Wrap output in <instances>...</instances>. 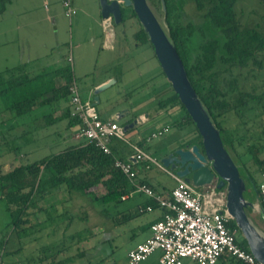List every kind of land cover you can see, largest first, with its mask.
Here are the masks:
<instances>
[{"label": "rangeland", "instance_id": "374dc122", "mask_svg": "<svg viewBox=\"0 0 264 264\" xmlns=\"http://www.w3.org/2000/svg\"><path fill=\"white\" fill-rule=\"evenodd\" d=\"M9 1L0 0V9L5 6L0 12V73L18 68L19 53L24 57V63L30 74H42L41 71L45 68V74L49 75V71L46 70L48 67L58 70L72 68V65L67 62L68 55L72 53L73 68L79 78L80 92L84 98L93 96L95 89L91 92V88L97 83L108 77H111L110 80H115L114 84L98 94L97 108L105 120L113 114L128 111L129 114L119 120L123 128L130 117L135 119L141 113H149L158 101L172 93L171 83L168 81L153 47L146 36L140 32V25L136 18L131 19L132 21L126 25L113 24L115 39L112 41V45L108 44V47L111 48L107 49L101 39L102 17L97 16L96 21L93 17L87 16L84 11L76 8L77 13L70 19L65 14L64 0ZM80 1L84 6L90 5L88 0ZM147 1L167 31L159 1ZM126 9V13L129 14L130 9ZM186 9L188 10L190 7L186 6ZM237 9L242 23H248L249 26L257 25L264 32V20L261 18L262 7L257 0H244L238 4ZM185 18L184 22L187 23L188 16ZM79 20L81 21L79 22ZM18 23L21 26L20 32H18ZM202 39L201 34L196 33L192 39V45L197 46ZM246 83L248 87L258 84L259 91H262L264 89V70L257 72L255 78L247 79ZM18 94L16 91L8 95H0V166L2 172L10 171L19 164H31L46 156L56 154L80 139L65 129V122L41 129L40 126L33 123V118H37L38 113L12 119L11 114L5 112V108L19 99ZM28 94L32 93L29 91L24 93V95ZM253 114L246 112L242 120L234 113H230L225 118L224 127L236 137L244 135L248 128L252 129L251 133L256 132L257 137L264 136L262 134L264 105L255 107ZM255 116L256 118H254ZM175 118L167 116L166 119L172 124L177 121ZM247 121H249V125H245ZM253 121L258 123L260 121L262 125L256 126ZM253 124H255L254 127ZM137 131L138 128L127 130V138L137 143L138 138L135 136ZM147 132V127H142V135ZM10 135L12 137L21 135V137L12 140ZM176 136L178 133L175 129H172L170 133L167 132L162 137L163 139L160 138L162 141L158 150L151 152L160 157L166 152L162 149L168 148ZM251 142L253 141H247V143ZM234 156L236 157V155ZM260 157L263 158L264 154H260ZM234 159L238 166L245 163L247 167H253L252 170L257 168L253 165L250 155ZM152 173L159 178L160 187L170 188L173 186V180L167 173L159 169H153ZM254 178L259 184L261 183V175L254 173ZM246 185V200L252 204L258 202L251 183L246 181ZM100 188L97 187L99 195L103 193ZM143 196L140 194L116 210L105 213L104 207L97 205L93 196L88 199H72L65 191H59L44 199L46 204H55V207L47 208L46 211L33 215L32 221L38 223L20 236L11 232V219L5 202L0 199V256L3 250L1 248L2 240L7 238L5 250L10 253L21 248V253L5 258L4 264H24L20 260L23 259L25 262L29 257L37 259L41 254H44V247L51 248L52 256L58 250L68 249L66 257L69 258L65 260V264H129L127 253L149 235L146 231L138 230L137 226L150 218L151 215L143 213L134 216L133 214L134 218L124 225L115 226L113 221L114 217L120 215L119 212L130 214L131 212L129 213L126 208L132 206L134 209L136 204L144 198ZM64 199L67 200L63 201ZM252 209L250 207L247 212L249 221L264 237V219L258 213L256 215ZM72 215L77 217H74L71 226L66 229L65 226L70 222ZM238 235V238L241 236L242 239H245L241 230ZM92 245L96 247L87 250L85 256L77 257L76 253L79 250H86ZM46 255L49 257V253ZM64 255L65 252L60 256L61 259H64ZM140 264L159 263L156 256H151Z\"/></svg>", "mask_w": 264, "mask_h": 264}, {"label": "trees", "instance_id": "16d2710c", "mask_svg": "<svg viewBox=\"0 0 264 264\" xmlns=\"http://www.w3.org/2000/svg\"><path fill=\"white\" fill-rule=\"evenodd\" d=\"M158 1L161 5V0ZM243 1L165 0L166 12L163 9L162 11L168 25L167 34L178 51L188 79L211 120L220 131L223 144L231 158L235 162L234 158L236 157L242 158L244 155H250L253 165L257 167L252 170L253 167L249 168L245 163L238 166L242 178L245 182L249 181L251 183L255 197L260 202V184L255 180L254 173L261 175L264 172V157H260V154H264V136L257 137L255 135L257 133H251L252 129L248 128L244 135L236 137L224 127L225 118L230 113H234L243 120L246 112L253 114L255 107L264 105V89L259 91L260 86L258 84H252L248 87L246 83L247 79L255 78L257 72L264 70V32L257 25L249 26L248 23H242L237 7ZM257 1L262 7L261 18L264 20V0ZM186 6H189L190 9L187 10ZM2 7L0 12L5 8V6ZM129 9L130 12L127 14V9L122 8V22L120 25H126L133 18H136L140 25V32L143 36H146L151 44L135 11L133 8ZM185 16H188L187 23L184 22L186 20ZM196 33L201 34L203 39L197 46H193L192 39ZM70 56L72 59L69 61ZM67 62L72 65V68L60 69L58 74L61 76L62 85L60 86L56 85L58 69L55 70L54 75L49 73L47 78L44 77L46 74L33 78L27 74L21 76L18 74V68L0 73V95L4 96L16 91L19 93V99L8 108H5V112L11 114L12 119L28 117L32 112H36L38 117L33 118V123L40 126L41 129L65 122L67 131L69 130L72 133L76 131L80 120L72 116L74 111L71 103L74 96L73 88L77 89L83 102L91 101L96 104V107L97 103L95 102V94L92 98L82 96L79 78L74 73L72 54L68 55ZM35 80H37V84L32 83ZM94 89L95 85L91 88V92ZM27 91L32 94L24 95ZM155 108L157 112L162 110L166 114H169L175 108H180L182 116L172 123L173 128L178 133L184 131L186 135L191 132L196 135V141H188L186 146L196 142L201 145V136L174 90L165 99L158 101ZM59 112L60 114H58ZM98 113L102 118L99 110ZM103 120L105 121V119ZM253 123H256V126L262 125L260 121L259 123L253 121ZM249 124V121L245 122V125ZM254 125L252 126L254 127ZM263 128L262 134H264ZM21 133L23 134V132ZM10 136L12 140L21 137V135ZM248 140L253 142L247 143ZM116 141L112 139L109 142L111 154L104 153L96 146L94 141L82 138L77 143L64 147L58 153L46 156L34 163L19 164L7 172H2L0 166V199L5 202L6 210L9 213L11 232L15 233L16 236H20L30 228H34L38 222H33L32 216L46 211L47 208L53 209L55 204H46L44 199L59 191H65L72 199H88L93 196V200L98 203L97 205L104 207L105 213L125 205L124 197L130 195L135 188L126 175L114 164L116 159L130 163L134 161L130 159V156H124L123 153L124 149L127 152H131V149L120 143L124 148L123 151L118 150L117 144H115L118 141ZM136 144L159 160L162 159L161 156L158 157L155 153H152L149 150L150 147L145 146V140L138 141ZM9 150L12 151V149ZM13 158L15 157L13 156ZM133 165L139 183L147 184L157 191L155 185L139 177L138 164L133 163ZM152 168L156 167L153 166L150 169ZM141 169L146 170L143 164H141ZM97 187H101L102 194L97 193ZM65 200L67 199L63 201ZM147 205H151L152 208L159 207L149 199ZM249 209L250 207L246 209V212ZM118 214L120 215L114 217L115 226L124 225L134 218L132 214L122 212ZM74 217L77 216H71L70 222L65 226L66 229L71 226ZM228 228L235 234L238 245L243 250L250 252L247 241L242 239L241 236L238 238L240 230L235 220L228 223ZM6 240L7 238L3 239L1 243L3 250L0 256V264H4L5 258L21 253V248L16 252L8 253L5 250ZM94 247L96 246L92 245L86 250H79L76 253L77 257L85 256L86 251ZM67 250H58L52 256L51 248L44 247V254H41L37 259L29 257L25 262L23 259L20 262L24 264H65V260L69 258L66 257ZM64 252L65 257L61 259L60 256ZM46 253H49V257ZM217 264L245 263L231 253L226 252L220 257Z\"/></svg>", "mask_w": 264, "mask_h": 264}, {"label": "built area", "instance_id": "2783aa9c", "mask_svg": "<svg viewBox=\"0 0 264 264\" xmlns=\"http://www.w3.org/2000/svg\"><path fill=\"white\" fill-rule=\"evenodd\" d=\"M63 7L69 18L77 13L71 0H64ZM103 27L106 31L113 27L111 17L103 19ZM71 59L70 56L68 60ZM73 92L72 116L80 120L75 131L77 138L94 141L106 154H111L109 142L115 139L131 149L130 158L134 164H143L146 170L155 166L176 182V186L169 193L161 194L149 185L139 183L132 162L115 160V167L120 169L134 186L132 193L144 195L163 210L161 219L150 225L151 236L127 253L129 264H140L157 252H160L159 264H185L186 261L187 264H217L226 252L241 259L245 264H263L251 251L247 252L238 245L235 234L228 228V223L233 218L227 209V188L219 189L218 181L200 188L187 183L184 178L166 168L153 154L128 139L127 130L117 121H104L95 103L83 102L77 89L73 88ZM146 121V116H140L137 123L144 124ZM169 130V126H166L152 133L148 140L160 139ZM261 178L259 196L264 209V172ZM146 210L151 211L153 208L148 205Z\"/></svg>", "mask_w": 264, "mask_h": 264}, {"label": "water", "instance_id": "95a60500", "mask_svg": "<svg viewBox=\"0 0 264 264\" xmlns=\"http://www.w3.org/2000/svg\"><path fill=\"white\" fill-rule=\"evenodd\" d=\"M102 19L112 18L114 25L122 22V8H133L138 20L147 33L156 57L174 92L186 108L202 139L201 145L178 148L162 158L166 168L196 188L218 181L217 187L227 186V209L242 231L248 247L255 258L264 264V237L249 221L246 209L254 207L245 198L247 185L238 165L225 148L220 131L211 120L196 91L194 90L178 51L170 40L166 29L150 8L147 0H99ZM166 12L165 0H161ZM166 28L168 25L166 23ZM111 32L114 29H110ZM115 80H109L95 88V102L98 94L109 88ZM127 130L128 126L124 127ZM261 215L264 218V209ZM247 228L254 235L248 233Z\"/></svg>", "mask_w": 264, "mask_h": 264}, {"label": "crops", "instance_id": "0c3cea01", "mask_svg": "<svg viewBox=\"0 0 264 264\" xmlns=\"http://www.w3.org/2000/svg\"><path fill=\"white\" fill-rule=\"evenodd\" d=\"M71 2H72L73 6L75 8H79L80 10L84 11L87 14V16L93 17L96 21H97V16L101 17V7H100L99 0H88V3L90 2L89 6L87 4H86V6H84V4H82L83 2L80 1V0H71ZM29 19H31V18H29ZM29 21H33V20H29ZM80 21L81 20H79V22ZM100 24L103 27V19L102 18H101V23ZM112 29H114V27ZM20 30H21V26L18 23V32H20ZM101 39L103 40V44H105V46H104L105 48H107V49L111 48V47H108V44H111V45L113 44L112 41L115 39V30L112 31V32H111V30L106 31L104 29V27H103L102 31H101ZM27 46L30 49H32L31 46H29V45H27ZM72 57H73V55H72ZM73 60H74V57H73ZM18 62H19V64H18V74L21 75V76H23L24 74H27L29 77L33 78V77H37V76L45 74V68H44L43 71H41L42 74H38V73H35L33 75L30 74V72L27 71V65L24 63L25 62L24 61V57H22L19 53H18ZM46 70L49 71L50 75H54V72H55L56 69H54L53 67H48ZM59 73H60V69L58 70V72L56 74V78H57L56 79V85L57 86L62 85L61 76L58 75ZM74 73H75V71H74ZM75 75H76V73H75ZM47 76H49V75H45L44 77L46 78ZM76 77H78V76L76 75ZM110 79H111V77H108V78L104 79L103 81L97 83L95 85V88L98 87L99 85L105 83V82H108ZM37 80L39 81L40 79H37ZM37 80L33 81L32 83L33 84H37ZM34 113H36V112H32V114L30 116L34 115ZM127 114H129L128 111H123V112L118 113V114H113L109 119H106V120H114V121H117L120 124L119 120L122 119ZM140 116H146L147 117V121L144 124H138L137 123V120L140 118ZM167 116H170L171 118L172 117H176L175 119L179 120L181 118V116H182V112H181L180 108H175L172 111H170L169 114H166L162 110L157 112L156 108L154 106V109L150 110L149 113H141L137 117L134 116L135 119L133 117H130L129 121L126 123L125 126H128V128H127L128 131H131V130H134V129L138 128V131H137V133L135 135L138 138L136 140V142L145 140V146L147 148L150 147L149 150L152 151V152H155V150H158L160 142L162 141L163 138L162 139L155 138V139H152V140H148V138L150 137V135L152 133H155L158 130H160V129L166 127V126H169L171 128V130L174 129L172 124H171V122L166 119ZM144 126L147 127L148 132H147V134L142 135V127H144ZM171 130L169 131V133L171 132ZM73 134H75V131L73 132ZM188 141H190V142L196 141V135L193 134L192 132L189 135H186V133L184 131H182L181 133H178V136H176V139L172 142V144L169 145L168 148L166 147V148L162 149V150H164L166 152L163 155H160L161 158L165 157L170 152H172V151H174V150H176L178 148L187 147L186 143ZM77 142L78 141L74 142L73 144H75ZM118 143H119V141H118ZM118 143H115V144H117L118 150L123 151V148H124L123 145L118 144ZM195 144H197V142L192 144V145H195ZM192 145H190L189 147H191ZM123 153H124V156H130L131 152H129V151L127 152L124 149ZM136 164H138L139 177L142 180L148 181L152 185H155L156 188H157V192H159L161 194L162 193L166 194V193H169L176 186L175 180L173 178H171L173 180V186L172 187H170V188H163V186L160 187L161 185L158 183L159 182V178L155 174L152 173L153 169H157V168H152L150 170H144V169H141V164L140 163H136ZM137 196H140V194L139 193H131L130 195L125 196L124 200H125V202H127V201H129V200H131V199H133V198H135ZM147 204H148V198L144 197V198H142V200L139 203L136 204V207L134 209L132 208V206H129L128 208H126V210L129 211V213L131 212L130 214H132V215L134 214V216L136 214H143V213H148V214L151 215L150 218L144 220L143 222H141L140 225L137 226L138 230H140L141 232L146 231L149 234L140 243L144 242L147 238H149L151 236L150 225L152 223L160 220L161 217H162V214H163V210L161 208H159V207L153 208V210H151V211L146 210V207L148 206ZM253 205H254V207H252L253 208L252 211H254L256 213V215L258 213L261 217H263L261 215L262 206L260 205L259 200H258V202H253ZM256 208H258V209L255 211ZM140 243H138V244H140ZM133 248H131V249H133ZM159 254H160V252H157L152 257L156 256V258L158 259Z\"/></svg>", "mask_w": 264, "mask_h": 264}, {"label": "bare ground", "instance_id": "6f19581e", "mask_svg": "<svg viewBox=\"0 0 264 264\" xmlns=\"http://www.w3.org/2000/svg\"><path fill=\"white\" fill-rule=\"evenodd\" d=\"M247 231H248V233H250L251 235H254V233H253L251 230H249V228H247Z\"/></svg>", "mask_w": 264, "mask_h": 264}]
</instances>
